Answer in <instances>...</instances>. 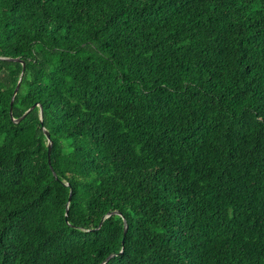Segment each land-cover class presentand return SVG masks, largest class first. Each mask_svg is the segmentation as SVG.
Masks as SVG:
<instances>
[{"label":"trees","instance_id":"1","mask_svg":"<svg viewBox=\"0 0 264 264\" xmlns=\"http://www.w3.org/2000/svg\"><path fill=\"white\" fill-rule=\"evenodd\" d=\"M109 256L264 264V0H0V264Z\"/></svg>","mask_w":264,"mask_h":264},{"label":"water","instance_id":"2","mask_svg":"<svg viewBox=\"0 0 264 264\" xmlns=\"http://www.w3.org/2000/svg\"><path fill=\"white\" fill-rule=\"evenodd\" d=\"M19 86H20V84L18 85V87L16 88V90H15V93H14V95H13V99H12V104L14 103V100H15V97H16V94L18 93V91H19ZM36 106V104H34L29 110H31L32 108H34ZM29 110L21 117V118H23L28 112H29ZM11 115L13 116V107L11 108ZM21 118H18V119H15L16 121H20V119ZM46 134H47V136H48V138H49V148H48V153H49V161L51 162V152H52V147H53V141H52V139H51V134H50V132L48 131V130H46ZM54 173H55V175H56V172L54 171ZM70 199H71V197H70ZM111 214V213H110ZM112 214H122L121 212H113ZM125 218V217H124ZM125 224H126V227H125V235H126V233H127V231H128V222H127V220L125 219ZM125 241V240H124ZM110 257L111 256H109L108 257V259L105 261V262H103V263H101V264H105L109 259H110Z\"/></svg>","mask_w":264,"mask_h":264}]
</instances>
